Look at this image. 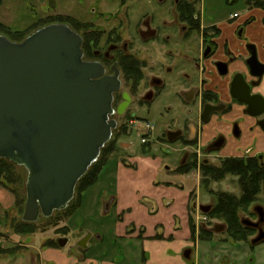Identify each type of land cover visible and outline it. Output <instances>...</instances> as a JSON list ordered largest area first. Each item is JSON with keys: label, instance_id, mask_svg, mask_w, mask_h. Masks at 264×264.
<instances>
[{"label": "flooded vegetation", "instance_id": "flooded-vegetation-1", "mask_svg": "<svg viewBox=\"0 0 264 264\" xmlns=\"http://www.w3.org/2000/svg\"><path fill=\"white\" fill-rule=\"evenodd\" d=\"M87 1L91 4L87 19L72 17L66 25L82 37L86 63L101 65L106 78L118 73L120 88L114 94L110 116L117 122L115 131L144 134L143 148L156 140L153 133L158 129L163 144L199 148L184 155L175 169L165 165L164 171L174 177H188L192 168L195 173L212 166L200 160V150L212 155L235 148L239 153L235 151L231 158L264 162V6L258 3L264 0ZM170 154L166 149L167 159ZM238 182L240 194H234L236 197L242 194ZM157 186L163 187L155 191L165 198L166 190H180L187 203L180 211L174 209L175 199H168L164 207L145 206L147 216L155 219L154 232L148 235L143 222L129 227L139 230L135 251L140 254V264H152L155 256L169 258L172 264L177 261L174 256H179L186 264L194 255V248L187 247L189 240L192 246L211 244L212 250L214 246L234 250L232 242L241 251L264 244V238L260 239L264 234L261 200L238 210L242 231L236 232L226 220L211 216L215 199L204 206L192 200L197 192L186 191L184 185L177 189V183L156 180L153 187ZM107 204L112 207L113 202ZM164 211L169 213L168 224L166 216L162 218ZM197 212L205 221L201 227ZM211 220L220 223L205 227ZM216 233L227 238H216ZM57 239H49L45 246L56 249L48 244ZM183 241L186 247L182 250ZM164 244L166 253L159 255Z\"/></svg>", "mask_w": 264, "mask_h": 264}, {"label": "rangeland", "instance_id": "rangeland-1", "mask_svg": "<svg viewBox=\"0 0 264 264\" xmlns=\"http://www.w3.org/2000/svg\"><path fill=\"white\" fill-rule=\"evenodd\" d=\"M104 1L110 4L117 3V0ZM211 4L213 5V3ZM215 4H217V2H215ZM90 5V2L87 0H0V23L5 26V29H0V36H6L13 42L21 43L37 30L54 24L59 16L75 17L80 21L86 20L88 17H86V15L90 12L88 11L90 10ZM236 8L241 10L240 6ZM244 12L245 11H242V13ZM115 132L116 131H114L110 142H114ZM161 136L159 129L156 133H153V138H156V140L150 142L151 145L148 144V148L145 151H143L144 145L141 142L142 138L138 131L134 130L131 134L122 136L117 141L116 150L106 157V160L110 162L102 172L99 182L95 186L90 187L84 194L85 198L83 196L80 207L72 213V216L70 217L68 215L70 208H66L65 210L55 212L52 216L53 218L51 217L53 219L52 221H48L47 218L42 217L40 221L33 223L37 224L38 231L31 235H20L16 233L13 228V223H18L22 219L25 210L28 171L24 167L6 160L8 163L12 164V170L9 171V174L14 179L18 178L19 183L9 186L10 188H8V190L0 186V250L15 248L16 252L13 256L0 253V264H44L43 261H45V264H88L89 261H91L90 259L93 258H99L102 259V261L104 260L112 264H137L135 258H131L129 261L127 260L128 248L126 243H122L119 239L113 238V234L117 231L118 227L127 228V226L129 227L133 222L137 224L143 222L146 223L147 226L149 224L152 226L155 219L149 218L147 216V210L145 208L142 209L141 206L144 205L143 207L146 206L151 209L152 205L156 206V199L162 196L155 191V188L163 189V187L157 186L154 188V183H156L153 182L154 179L158 180L159 183L166 181L177 183L178 186L175 188L179 187V185H184L188 192L196 191L197 193L195 192L196 195L192 200L204 206L212 205L214 199L216 202V197L214 198L212 195L216 196L220 192L240 194L237 186L238 180L233 176H226L219 182L210 181L206 186L202 184L204 176L200 169L195 173L193 168L190 169L188 177H174L165 172V165H169L172 169H175L180 164L184 155H191L189 153L199 150V148L166 145L161 143ZM166 149L172 152V154H170V159L166 158ZM200 151V160L209 161L214 168L221 167L223 161L230 159V155H235L237 152L235 148L232 150H223L212 155H208L204 150ZM256 154L259 155V152H256ZM101 156L97 163L102 158ZM189 159H191V156ZM124 162H127L129 166H125ZM119 165L124 167H120ZM191 165H194V163ZM133 166L135 167L133 168ZM91 168L87 173L90 172ZM117 180L119 185L116 183ZM80 183L81 180L77 184L74 199L69 207L77 203L80 197ZM11 191L17 192L19 196H22V199L25 200L21 208H16L15 196ZM138 191L140 196L137 194ZM165 193V195H167L166 198L175 199L174 209L177 211H180L186 204L185 195L180 190L170 188L166 190ZM117 194H119L121 198L120 205L118 203V207H116L114 203L111 207L110 204L107 203L112 199V196L116 197ZM143 195L150 197L146 198L147 202L141 197ZM259 197L262 202L258 205L264 207V194H260ZM152 198L155 199L152 200ZM11 200L14 203H12L13 205L8 209L7 205ZM114 200V202L118 201L116 198ZM192 200L189 201L190 205ZM165 216L166 221L164 222L168 224L169 213L167 212V214H165L164 211L162 213V218H165ZM247 216V214L242 215L243 218L251 220V218ZM196 217H199L197 221L199 227H201V223L205 222L204 219H202L203 216L201 212H197ZM51 223H57L58 225L53 227ZM219 223V220H211L208 223L206 222L205 227H210ZM179 230L181 231L182 228ZM95 231H98V235L102 238L106 233H110V235L105 236L103 242L99 241L98 238L93 239L90 244L92 249L89 251L78 249V255L70 253L72 247L89 233L92 234ZM215 237L227 238L226 235L217 233ZM55 238H69V245L63 250L56 248L51 252H46L47 249H44L48 247L45 246V243L49 239ZM191 243L193 244V242L189 240V246L187 247L189 249L194 248V255L191 256L186 264H196L197 262L198 264H264V244L257 246L254 250L247 249V251H241L238 244L234 242L231 244L236 247L234 250H225L223 248H217L216 246H214L215 248L213 247L212 250L213 245L211 246V244L200 245V242L199 246H192ZM183 245H181L182 250L186 247L184 241ZM97 246L99 248L96 249ZM43 252L45 255H42ZM47 253L51 259H49ZM132 259L135 260V262H133ZM173 259L177 260L175 264H185L179 256L177 259L174 256Z\"/></svg>", "mask_w": 264, "mask_h": 264}, {"label": "water", "instance_id": "water-1", "mask_svg": "<svg viewBox=\"0 0 264 264\" xmlns=\"http://www.w3.org/2000/svg\"><path fill=\"white\" fill-rule=\"evenodd\" d=\"M82 44L66 24L45 26L21 43L0 36V159L28 171L25 223L69 207L118 126L110 119L118 73L103 77L101 65L83 60ZM91 239L89 233L70 253L87 250ZM69 242L56 240L61 249Z\"/></svg>", "mask_w": 264, "mask_h": 264}, {"label": "trees", "instance_id": "trees-1", "mask_svg": "<svg viewBox=\"0 0 264 264\" xmlns=\"http://www.w3.org/2000/svg\"><path fill=\"white\" fill-rule=\"evenodd\" d=\"M258 3H260L262 7L264 6L263 1H259ZM56 20L57 21L55 23L70 24L73 21V18L70 16H59ZM4 27L5 26L0 23V29H5ZM125 134V130H118L115 132L114 142H110L102 150V158L100 161L93 165L90 172L87 173L83 179H81L80 197L77 203L73 204L71 207H68L70 208L68 214L70 217L72 216V213L78 207H80L84 194L90 189V187L95 186L99 182L102 172L106 169L110 162L109 160H106V157L116 150L117 141ZM145 147L143 148V151L147 149ZM193 166H195V164ZM11 170L12 164L8 163L6 160L0 159V186L6 190L10 188L9 186L19 183L18 178L14 179L9 174V171ZM202 173L204 176L202 184H205L206 186L210 183V181L219 182L222 181L226 176L239 178L238 183L242 191L241 196L236 197L234 194H228L226 192L218 193L216 195L215 208L211 216L226 220L230 224L232 230H235L236 232L242 231L238 217V210H246L248 206L255 203L257 200H260V194H264V162H260L258 158H253L250 161L230 158L223 161L221 167L219 168H214L213 166H204ZM11 193L15 196L16 208H21L22 204L24 205L25 200L22 199V196H19L17 192L11 191ZM52 218H47V220L52 221ZM57 221L59 222L58 218ZM57 223H51V226H57ZM13 225L15 232L20 235H31L38 231L37 224L25 223L22 221V219L18 223H13ZM192 233L195 234V230H193ZM48 245L55 248L58 247L54 241L49 242ZM15 252V248L9 250H0V253H4L6 255L9 254L10 256L15 255Z\"/></svg>", "mask_w": 264, "mask_h": 264}, {"label": "crops", "instance_id": "crops-1", "mask_svg": "<svg viewBox=\"0 0 264 264\" xmlns=\"http://www.w3.org/2000/svg\"><path fill=\"white\" fill-rule=\"evenodd\" d=\"M120 166V165H119ZM122 166V165H121ZM120 166V167H121ZM122 167H124V166H122ZM153 182H156V179H154V181ZM116 183H117V185H119V183H118V180L116 181ZM155 188V187H154ZM156 189V188H155ZM157 190V189H156ZM119 196V197H118ZM137 196V195H136ZM141 197H143L144 198V200L146 201V198H150V197H146V196H141ZM146 197V198H145ZM84 198H85V195H84ZM117 199L118 201H116V202H114L115 200L114 199ZM120 195L119 194H117L116 195V197H113L112 196V199L110 200V201H112L113 202V205H114V203L116 204V207H118L117 205H118V203H119V205H120ZM153 199H155V198H152V200ZM166 199L168 200L169 198H165V197H160L159 196V199H156V201H155V204H156V206H159V207H164V205H166ZM143 200V201H144ZM147 202V201H146ZM166 202V203H165ZM12 203H14L12 200H11V202L9 201V203H8V205H7V208L9 209L13 204ZM151 203V202H150ZM165 203V204H164ZM186 203H187V198H186ZM144 206V205H143ZM143 206H141L142 207V209L143 208H145L146 210H147V212H148V209L146 208V207H143ZM122 208V207H121ZM124 211H125V209H124ZM132 212H133V209H132ZM134 223V222H133ZM130 225H132V223L130 224ZM130 225H129V227H130ZM139 225V224H138ZM128 226H127V228H121V227H118V229H117V231H115V233L113 234V238H117V239H119L122 243H126V246H127V248H128V250H127V260L129 261L131 258H135L136 259V263L137 264H140L139 263V257H140V254H139V252H137V251H135V240H136V238L138 237L137 235H138V233H139V230H131L130 228H129ZM146 228H147V234L148 235H151V231L153 230L152 229V226L149 224L148 226H145ZM153 232H154V230H153ZM105 234V233H104ZM110 235V233H106L105 235H104V237L102 238L100 235H98V231H95L94 233H92V239L90 240V242H89V245H88V250H84V251H89V250H91L92 248H91V246H90V244H91V242H92V240L93 239H95V238H98L99 239V241H104L105 240V236H109ZM151 245L149 244V243H146V248H148V249H150L151 250ZM97 248H99L98 246L96 247V249ZM166 248H168V246H166L165 244H164V246H162V247H160V251L158 252V254L159 255H163L164 253H166ZM48 251H47V250ZM61 249V248H60ZM44 250H46V252H51L52 250H55V249H51V248H45ZM63 250V249H62ZM45 252V251H44ZM42 253V255L44 254L45 255V253ZM47 255H48V257H49V254L47 253ZM81 258V257H80ZM49 259H51L50 257H49ZM82 259V258H81ZM91 261H89V263L88 264H112V263H110V262H107V261H102V259H99V258H93V259H90ZM132 261L133 262H135V260H133L132 259ZM43 263L45 264V261H43ZM150 263H152V264H154V263H157V264H172V261L169 259V258H165V257H157V256H155L154 258H152L151 259V262Z\"/></svg>", "mask_w": 264, "mask_h": 264}, {"label": "built area", "instance_id": "built-area-1", "mask_svg": "<svg viewBox=\"0 0 264 264\" xmlns=\"http://www.w3.org/2000/svg\"><path fill=\"white\" fill-rule=\"evenodd\" d=\"M145 134H146V133H145ZM141 135H142V137H143V135H144V134H141ZM146 135H147V134H146ZM147 136H148V135H147ZM142 141H143V142H145V140H144V139H143Z\"/></svg>", "mask_w": 264, "mask_h": 264}]
</instances>
